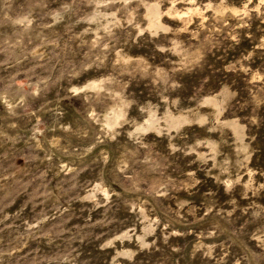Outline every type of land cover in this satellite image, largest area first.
I'll use <instances>...</instances> for the list:
<instances>
[{"label": "rangeland", "instance_id": "rangeland-1", "mask_svg": "<svg viewBox=\"0 0 264 264\" xmlns=\"http://www.w3.org/2000/svg\"><path fill=\"white\" fill-rule=\"evenodd\" d=\"M0 264H264V0H0Z\"/></svg>", "mask_w": 264, "mask_h": 264}]
</instances>
